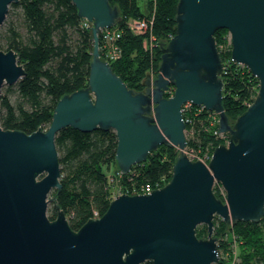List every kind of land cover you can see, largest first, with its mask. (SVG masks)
<instances>
[{
    "label": "water",
    "instance_id": "obj_1",
    "mask_svg": "<svg viewBox=\"0 0 264 264\" xmlns=\"http://www.w3.org/2000/svg\"><path fill=\"white\" fill-rule=\"evenodd\" d=\"M19 0H0V26ZM77 17L91 24L92 52L87 85L63 95L47 129L32 133L0 126V264H216L213 220L229 226L264 217V0H178L175 34L159 45L155 75L143 90L127 88L100 58L98 34L120 20L108 0H70ZM230 37V58L258 81L253 101L234 123L223 105L222 60L214 34ZM25 75L17 54L0 49V94ZM172 89V94L165 97ZM190 102L218 116L227 145L205 165L184 153L181 107ZM65 128L116 135L114 160L126 175L160 145L178 154L167 184L149 194H121L98 218L78 230L55 205L61 189L56 134ZM219 184L224 199L216 197ZM205 225L207 236L197 238Z\"/></svg>",
    "mask_w": 264,
    "mask_h": 264
},
{
    "label": "trees",
    "instance_id": "obj_2",
    "mask_svg": "<svg viewBox=\"0 0 264 264\" xmlns=\"http://www.w3.org/2000/svg\"><path fill=\"white\" fill-rule=\"evenodd\" d=\"M108 1L119 10L120 20L114 28L121 33V55L109 65L127 88L143 90L144 77L157 72L161 55L159 45L167 43L175 34L178 0H145L147 9L144 11L139 5L141 0ZM11 8L19 12L22 26L17 27L13 20L7 22L4 32H0V49L17 54L25 75L13 84L17 95L15 103L8 98L11 88H7V93L0 98V126L29 134L38 127L48 128L53 109L63 95L86 87L92 52L91 25L77 17L70 0H19L11 4ZM150 15H153L151 35L158 46L148 50L143 47L145 37L126 26L134 19ZM226 38L224 29L214 34L222 62L230 59ZM229 64L227 73L221 76L222 105L229 122L234 123L245 111V103H251L255 98L258 81L246 68ZM170 95L167 92L165 97ZM200 138L213 148L220 145V140L211 134ZM116 143L112 130L83 133L65 128L56 134L61 189L50 194L55 196V203L47 209L49 219L55 218V205H58L70 228L78 230L94 214L100 217L106 211L112 190L107 173L111 168L118 170L114 160ZM177 154L175 148L160 145L144 162L132 166L128 174L122 176L121 184L128 185L130 181L136 185L155 184L162 179L164 185L167 184ZM213 192L216 197H221L217 186L213 187ZM213 228L218 251L223 247L222 238L232 236L239 244L236 256L241 261L238 259V264H264V217L258 223L236 222L231 230L215 218ZM196 236L206 238L205 225L196 227ZM224 262L220 259L216 264Z\"/></svg>",
    "mask_w": 264,
    "mask_h": 264
},
{
    "label": "built area",
    "instance_id": "obj_3",
    "mask_svg": "<svg viewBox=\"0 0 264 264\" xmlns=\"http://www.w3.org/2000/svg\"><path fill=\"white\" fill-rule=\"evenodd\" d=\"M86 24L91 25L88 22H86ZM152 25H153V15L144 18L134 19L129 23H127V27L133 33L145 37L143 41V47L148 50H151L154 47L158 46V44L155 43V38L151 35ZM114 26L111 28L101 29L98 34L99 37L98 51L100 52L99 53L100 58L103 61L107 62L108 64L110 62L117 60L121 55V48L119 45L121 33L116 28H114ZM226 41H227V46H230V50H231L229 34H227ZM225 46H221L220 48H224ZM229 62H231L236 66L244 67L243 65L235 64L231 58L229 59ZM229 62L228 61L222 62V74L227 73V70L230 65ZM167 92L171 94L172 91L171 89H169ZM249 104L250 103L248 102L245 103L246 107ZM181 113H182V121L185 125L184 135L186 140V148L184 149V153L189 160L192 161L198 160L204 163L205 165H207L209 160L211 159L215 147L213 148L210 143L204 144L200 137L211 134L214 137L218 138L221 144L223 138L226 139L229 138V136L227 133L217 132L218 131L217 114L213 111L206 110L203 106H195L190 102H187L182 105ZM122 176L125 175H123L119 170L110 171L108 173L107 176L108 182L112 186V190L110 192L111 200L123 193L128 195L149 194L152 190L159 189L164 186L163 179L158 180L155 184L146 182L143 184L136 185L130 181L128 185H122L121 184ZM214 186L218 187L219 194L221 195L220 198L224 199L225 193L222 187L217 183H215ZM93 218H98L97 214H94ZM216 219L217 221H221V219L218 217H216ZM230 227L231 226L228 225V229ZM227 237H228L227 235L224 236V238ZM236 249H237L236 243L234 242V246L231 247L230 251L228 252V254L231 255L232 259L230 261H227V264H238L239 260L236 256ZM220 258L221 255L219 254V260Z\"/></svg>",
    "mask_w": 264,
    "mask_h": 264
},
{
    "label": "rangeland",
    "instance_id": "obj_4",
    "mask_svg": "<svg viewBox=\"0 0 264 264\" xmlns=\"http://www.w3.org/2000/svg\"><path fill=\"white\" fill-rule=\"evenodd\" d=\"M143 1H145V0H141L140 3H139L142 11H144V8L147 9V6H146L147 3H144ZM20 18L21 17L19 15V12L17 10H14L13 8H11V5H10L9 8H8V12H7L6 16H5V19H4L3 23H2V25L0 26V32L1 33L4 32L7 22L11 21V20H13L15 22V24L17 25V27L20 28L22 26ZM126 29H127V26H126ZM148 74H150L152 76L155 75V73H153V72L152 73L150 72ZM7 88H11L10 92H8L9 100L12 103H15L16 100H17V95H16V92H15L16 87L14 85L13 86L4 85L2 87V89H1L0 98H1V96L5 95L7 93L6 92ZM171 91H172V89H171ZM171 94H172V92H171ZM228 139L229 138H226V139L223 138V140L221 141L222 142L221 144L227 145ZM112 170H113V168H111L110 171H112ZM106 172H107V170H106ZM107 176H108V173H107ZM48 208H49V206H48ZM231 227L229 228L230 230H231ZM221 241H223V242H221L223 244V247H221L220 250H219V254L221 255L220 259L222 261H225L224 264H227V261H230L232 259L231 255L228 254V252L230 251V248L234 246V242L236 243V247L237 248H239L238 247L239 244H238V242H236L235 238H232V236H228L227 238H222ZM238 259L241 261V258H238Z\"/></svg>",
    "mask_w": 264,
    "mask_h": 264
}]
</instances>
